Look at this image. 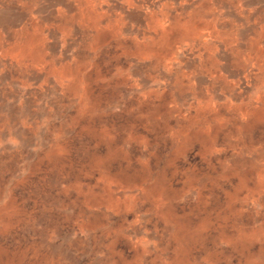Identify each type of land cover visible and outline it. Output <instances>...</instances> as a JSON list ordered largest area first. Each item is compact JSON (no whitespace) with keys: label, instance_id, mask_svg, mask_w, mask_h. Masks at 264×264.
I'll return each instance as SVG.
<instances>
[{"label":"rangeland","instance_id":"374dc122","mask_svg":"<svg viewBox=\"0 0 264 264\" xmlns=\"http://www.w3.org/2000/svg\"><path fill=\"white\" fill-rule=\"evenodd\" d=\"M30 20L0 37V264H264V26L100 33L55 77Z\"/></svg>","mask_w":264,"mask_h":264},{"label":"crops","instance_id":"0c3cea01","mask_svg":"<svg viewBox=\"0 0 264 264\" xmlns=\"http://www.w3.org/2000/svg\"><path fill=\"white\" fill-rule=\"evenodd\" d=\"M4 5L19 15V31L27 20L35 23V38L17 43V51L33 60L37 52L36 59L48 62L44 66L54 69L55 77L63 73L52 60L70 44L100 33L118 41H152L158 27L184 26L192 28L195 40L214 45L236 36L238 28L264 26V0H0V8ZM14 24L0 18V37L16 32Z\"/></svg>","mask_w":264,"mask_h":264}]
</instances>
